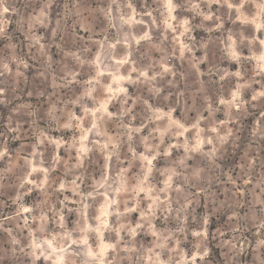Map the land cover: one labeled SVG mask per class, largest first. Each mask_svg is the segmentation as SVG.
Wrapping results in <instances>:
<instances>
[{
    "label": "clouds",
    "instance_id": "9594fccd",
    "mask_svg": "<svg viewBox=\"0 0 264 264\" xmlns=\"http://www.w3.org/2000/svg\"><path fill=\"white\" fill-rule=\"evenodd\" d=\"M0 264H264V0H0Z\"/></svg>",
    "mask_w": 264,
    "mask_h": 264
}]
</instances>
